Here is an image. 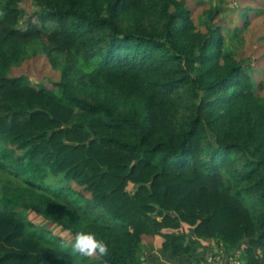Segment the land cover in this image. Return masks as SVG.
<instances>
[{
  "label": "trees",
  "instance_id": "trees-1",
  "mask_svg": "<svg viewBox=\"0 0 264 264\" xmlns=\"http://www.w3.org/2000/svg\"><path fill=\"white\" fill-rule=\"evenodd\" d=\"M24 1L0 0V182L94 233L101 264H147L144 236L176 262L208 261L184 225L264 264L263 84L229 50L219 7L203 31L185 0H33L28 18ZM38 54L61 73L52 89L10 76ZM2 206L0 264H96Z\"/></svg>",
  "mask_w": 264,
  "mask_h": 264
},
{
  "label": "rangeland",
  "instance_id": "rangeland-1",
  "mask_svg": "<svg viewBox=\"0 0 264 264\" xmlns=\"http://www.w3.org/2000/svg\"><path fill=\"white\" fill-rule=\"evenodd\" d=\"M185 1L186 5L193 11V18L197 27L203 31H206V28L201 25L202 15L211 8L219 7L220 12L215 20V24L219 26L224 33L226 44L234 57L238 60H246L248 64L252 65L255 70L254 77L257 83L263 84L262 87L258 88L256 91L260 96L264 97V0ZM22 7L27 13V18L36 10L33 0H25L22 3ZM10 76L23 82L31 83L41 89H52L54 88V83L60 80L61 73L52 67L44 54H38L24 61L21 66L14 67L10 72ZM56 184L60 183L57 182ZM70 186L73 189L81 191L86 196L91 195L84 187L75 182ZM70 186H66V188L70 189ZM136 189L137 187L132 183L128 186V191H134ZM0 204L3 205L2 207L4 208L10 206L12 209L24 213L25 216L36 223V225L45 227L53 236L64 239L67 252L70 253L75 260L101 264V258L98 254L88 257L75 252L71 248V244L75 238L71 232L64 230L58 224L45 219L38 213L28 210L26 208V199L15 194L13 188L3 182H0ZM193 229L194 227L184 225L178 232L187 235L188 242L194 248L196 255H201L203 253L204 256L209 259L214 251L217 254H222L221 259H218V264H228L230 261L231 264H244V247H238L232 256H228L223 252L222 243H219L218 239H199L195 236ZM164 240L165 239L161 236H152L143 239L145 255L156 254L155 257L159 255L161 259H165V263L167 264H178L173 262L172 259L166 260L170 257L167 256V253L163 249ZM151 252L153 254H150ZM258 253H260V250H258ZM155 257L151 259L152 264H156V261H154ZM72 262L73 261L68 260L66 262V260L60 259L59 264H69ZM206 262L207 261H203L200 262V264H206Z\"/></svg>",
  "mask_w": 264,
  "mask_h": 264
},
{
  "label": "clouds",
  "instance_id": "clouds-1",
  "mask_svg": "<svg viewBox=\"0 0 264 264\" xmlns=\"http://www.w3.org/2000/svg\"><path fill=\"white\" fill-rule=\"evenodd\" d=\"M71 248L83 255L91 257L99 254L105 256L108 254V248L102 240H98L94 233L91 232H77L71 244Z\"/></svg>",
  "mask_w": 264,
  "mask_h": 264
},
{
  "label": "crops",
  "instance_id": "crops-1",
  "mask_svg": "<svg viewBox=\"0 0 264 264\" xmlns=\"http://www.w3.org/2000/svg\"><path fill=\"white\" fill-rule=\"evenodd\" d=\"M150 237H152V236H144V239L145 238H150ZM153 252V251H152ZM150 253V254H153V253ZM155 255L156 254H153V255H147V258L149 259V261H148V263L147 264H152V262H151V259L152 258H154L155 257ZM167 256L168 257H170V258H167L166 260H171V255L170 254H167ZM158 258V259H157ZM157 259V260H156ZM154 261H156V264H167V263H165V259H161L160 257H159V255L157 256V257H155V260ZM172 261L173 262H176L175 260H174V258L172 259ZM176 263H178V264H182V262H180V261H177Z\"/></svg>",
  "mask_w": 264,
  "mask_h": 264
},
{
  "label": "built area",
  "instance_id": "built-area-1",
  "mask_svg": "<svg viewBox=\"0 0 264 264\" xmlns=\"http://www.w3.org/2000/svg\"><path fill=\"white\" fill-rule=\"evenodd\" d=\"M221 256H222V254L221 253H216L215 254V256L214 255H212L209 259H208V261L206 262V264H218V259L220 260L221 259ZM230 259H232V258H230ZM231 262V261H230ZM228 263V264H231V263Z\"/></svg>",
  "mask_w": 264,
  "mask_h": 264
}]
</instances>
